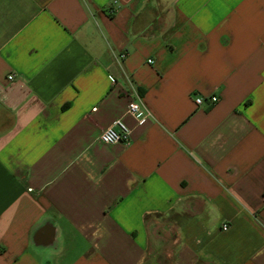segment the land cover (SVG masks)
Returning <instances> with one entry per match:
<instances>
[{
    "label": "crops",
    "instance_id": "0c3cea01",
    "mask_svg": "<svg viewBox=\"0 0 264 264\" xmlns=\"http://www.w3.org/2000/svg\"><path fill=\"white\" fill-rule=\"evenodd\" d=\"M0 264H264V0H0Z\"/></svg>",
    "mask_w": 264,
    "mask_h": 264
},
{
    "label": "built area",
    "instance_id": "2783aa9c",
    "mask_svg": "<svg viewBox=\"0 0 264 264\" xmlns=\"http://www.w3.org/2000/svg\"><path fill=\"white\" fill-rule=\"evenodd\" d=\"M148 62H151V59L148 60ZM13 78V74L10 73L8 75V79L11 80ZM205 97L203 96H196L195 101L197 104H201L204 101ZM211 103H215L217 101V96L211 95L209 98ZM127 112L134 117L137 118V121H141L142 119H145L147 117L152 116V112L150 109H148L147 106H145L144 102L141 100L140 97L135 96V98L131 99L127 103ZM128 135H129V129L127 126L121 122L120 119H116L113 121V123L103 128L100 135L98 136L99 140H101L105 144H111L115 142H128ZM222 230H227L228 225L223 224L221 227Z\"/></svg>",
    "mask_w": 264,
    "mask_h": 264
},
{
    "label": "rangeland",
    "instance_id": "374dc122",
    "mask_svg": "<svg viewBox=\"0 0 264 264\" xmlns=\"http://www.w3.org/2000/svg\"><path fill=\"white\" fill-rule=\"evenodd\" d=\"M170 220L171 219L168 216H161V217H158V220H156L155 233L157 232L160 233V235L158 236L156 234L155 240L153 241L156 247L160 245V242H161L160 239H161L164 241L166 240L168 242L169 247L172 248L173 242L171 239H169V230L167 231V228L172 230V227L170 226Z\"/></svg>",
    "mask_w": 264,
    "mask_h": 264
}]
</instances>
